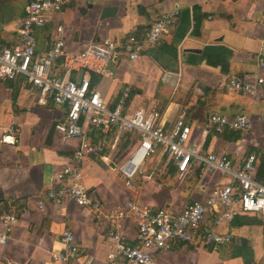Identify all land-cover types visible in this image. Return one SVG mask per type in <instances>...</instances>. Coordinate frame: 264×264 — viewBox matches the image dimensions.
I'll return each instance as SVG.
<instances>
[{"label": "crops", "instance_id": "crops-1", "mask_svg": "<svg viewBox=\"0 0 264 264\" xmlns=\"http://www.w3.org/2000/svg\"><path fill=\"white\" fill-rule=\"evenodd\" d=\"M29 1L0 0V37L4 41L14 42ZM106 7L117 10L104 14ZM173 9L179 10V19L157 45L149 46L136 60L119 55L112 64L115 76L93 74L92 87L114 106L121 90L130 85L132 92L126 103L129 113L156 106L162 112L165 129L185 109L198 149L236 163L255 151L256 172L263 167L264 181V82L256 95L226 87L233 76L264 78V68L257 65L264 42V0H71L61 11L51 13L47 24L38 30L37 53H43L57 36L65 40L69 52H79L96 41H124L132 33L143 34L155 18ZM188 48L201 50L190 52ZM59 64L53 69L55 75L61 71ZM79 76L81 73H73V77ZM66 110V106L52 102L38 104L36 89L22 76L0 82V125L13 123L18 129L15 144L0 146V216L16 204L30 209V215L9 231L0 220V233L8 236L0 243V264H83L72 260L55 263L52 258L61 248L60 236L66 229L74 232L82 251L94 256L92 264H110L112 244L105 216L74 201L59 204L47 197L51 188L63 186L55 175L70 162L79 145V139L65 137L55 129ZM213 113L230 117L247 113L253 127L247 133L238 132L240 138L233 139L236 134L231 131L219 134L212 129L209 117ZM98 134L97 139L91 135L96 141H104V152L83 160L80 182L96 194L104 212L129 199L180 210L228 181L196 162L186 173L172 165L175 172L171 166L165 176L153 180L143 174L144 163L142 172L128 186L120 170L116 172L114 161L128 156L138 142L137 134L123 135L118 145L115 133ZM132 138L131 150L123 153L121 149ZM114 146L117 149L112 159L109 154ZM40 199L45 200L44 208L38 206ZM242 218L250 222L238 223ZM125 226L132 240L136 236L134 219H127ZM218 229L232 235V240L212 249L197 235L188 244L157 253L155 264H264V215H240Z\"/></svg>", "mask_w": 264, "mask_h": 264}, {"label": "built area", "instance_id": "built-area-1", "mask_svg": "<svg viewBox=\"0 0 264 264\" xmlns=\"http://www.w3.org/2000/svg\"><path fill=\"white\" fill-rule=\"evenodd\" d=\"M71 0H30L23 14L14 42L0 37V82L24 77L37 91V103L52 102L67 107L63 120L55 125L65 137L79 139V145L66 164L55 175L63 186L53 187L47 197L54 203L74 201L104 215L108 223L107 236L112 244L110 264H155V255L171 250L175 245L188 244L201 236L204 245L217 249L232 240V235L222 233L217 227L239 215H264V181L256 178L258 156L251 152L242 163L214 152L198 149L192 143V127L186 121V110L169 128H164L162 112L156 106L138 108L129 113L126 103L132 88L125 86L117 103L111 106L102 93L92 87V75L113 78V62L119 55L138 59L149 46L157 45L179 19V10L173 9L155 18L143 34L132 33L124 41L102 40L89 43L79 52H69L65 40L57 36L41 54L37 53L36 27H44L51 13L61 11ZM258 68H264V42L258 51ZM60 62L61 71L55 75L54 67ZM81 73L73 77V73ZM264 78L256 80L233 76L227 83L229 91L244 95H256ZM212 129L219 134L225 131L247 133L253 127V119L247 113L233 117L213 113L209 117ZM115 133V143L123 135L135 133L138 142L120 163L118 169L131 186L134 177L142 172L145 161L163 148L164 161L157 167L158 174L165 175L172 165L186 173L192 162L204 164L209 170L225 176L228 181L209 191L202 200H195L176 210L167 207L142 204L133 199L104 212L96 194L81 184L82 162L85 158L101 155L104 141H96L92 133ZM18 129L15 124L0 125V146L15 144ZM45 200H38L44 208ZM30 215L26 205H14L0 216L1 225L9 231L20 219ZM132 217L136 236L131 240L125 222ZM7 233H0V243L7 241ZM61 248L52 254L55 263L66 260L92 264L94 256L82 251L73 231L66 229L60 236Z\"/></svg>", "mask_w": 264, "mask_h": 264}, {"label": "rangeland", "instance_id": "rangeland-1", "mask_svg": "<svg viewBox=\"0 0 264 264\" xmlns=\"http://www.w3.org/2000/svg\"><path fill=\"white\" fill-rule=\"evenodd\" d=\"M2 22V17H0V32L3 31L2 30V27L3 25L1 24ZM41 27H36L34 29V32H35V35H36V39H37V32L38 30L40 29ZM134 138L128 140L126 143H125V146H124V149L122 148L121 151L123 153H127L129 152V150H131V144L133 142ZM138 141V140H137ZM192 143L197 146L193 141ZM117 149L116 146H114L111 151H110V154L109 156L112 158V155L115 153V150ZM164 151V152H162ZM162 151H159L156 155H154L153 158H150V159H147V161L145 162V165L143 166V174L145 175H148L149 178L155 180L158 176H165V175H162V174H158L157 172V165L159 166L165 159L166 157V153H165V150L163 149ZM121 155V152L118 154V157ZM113 159V158H112ZM122 161H118V160H115L114 163L117 164L116 165V172L119 171L118 167L120 165ZM156 162H159L158 164H156ZM156 164V165H155ZM82 173H83V169H82ZM120 173V172H119ZM140 176V175H139ZM136 178L133 179V182L135 181ZM218 228V227H217ZM219 232H221L219 229H218Z\"/></svg>", "mask_w": 264, "mask_h": 264}, {"label": "trees", "instance_id": "trees-1", "mask_svg": "<svg viewBox=\"0 0 264 264\" xmlns=\"http://www.w3.org/2000/svg\"><path fill=\"white\" fill-rule=\"evenodd\" d=\"M229 131V130H228ZM226 132V131H225ZM231 132H233V134L235 133L236 134V136H234V137H232L233 139H238V138H240V135H238V132H234V131H231ZM240 133V132H239ZM92 135H93V138L94 139H97V138H99L100 137V135L101 134H98V133H92ZM171 170L172 171H174L175 172V169H174V167L172 166L171 167ZM262 174H263V167H260L259 168V170H258V172L256 173V178L258 179V180H263V178H262ZM240 216V215H239ZM238 217V216H237ZM246 217V216H245ZM245 217H243V218H245ZM236 218V217H235ZM234 218V219H235ZM242 218V219H243ZM233 219V220H234ZM250 222V220H246V219H243V220H241V221H239L238 223H240V224H245V223H249ZM180 244H182V245H184L183 243H180ZM176 246V245H175ZM174 246V247H175Z\"/></svg>", "mask_w": 264, "mask_h": 264}, {"label": "water", "instance_id": "water-1", "mask_svg": "<svg viewBox=\"0 0 264 264\" xmlns=\"http://www.w3.org/2000/svg\"><path fill=\"white\" fill-rule=\"evenodd\" d=\"M116 10H117L116 7H106L104 9V14H110V13L115 12ZM186 50L190 51V52H200L201 49H199V48H188ZM113 166H115V164H113Z\"/></svg>", "mask_w": 264, "mask_h": 264}]
</instances>
